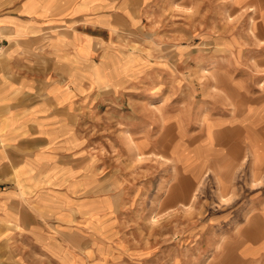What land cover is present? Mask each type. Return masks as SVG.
Segmentation results:
<instances>
[{
	"label": "rangeland",
	"instance_id": "rangeland-1",
	"mask_svg": "<svg viewBox=\"0 0 264 264\" xmlns=\"http://www.w3.org/2000/svg\"><path fill=\"white\" fill-rule=\"evenodd\" d=\"M250 3L52 0L55 49L16 69L42 113L13 144L0 137L12 155L0 195L31 173L30 194L0 210V264H264V162L252 180L240 124L209 146L200 122L264 101V0ZM196 157L229 187L193 170Z\"/></svg>",
	"mask_w": 264,
	"mask_h": 264
},
{
	"label": "crops",
	"instance_id": "crops-1",
	"mask_svg": "<svg viewBox=\"0 0 264 264\" xmlns=\"http://www.w3.org/2000/svg\"><path fill=\"white\" fill-rule=\"evenodd\" d=\"M51 2L52 0H0V38L5 43L4 52L0 57V137L7 145L13 144L15 139L17 141L21 139L18 134L13 133L18 131L16 128L19 126L23 128L22 133L30 130V115L36 114L33 116L38 117L39 113H42L38 102L33 103L37 108H29V105L25 104V97L29 94L28 84L33 80L26 75V72H16V69L32 64L29 62L32 57L45 62L43 54L48 53L50 49H55V41L49 43L50 34L56 23ZM15 116H20L19 121L21 122H17L14 126V122L9 117ZM258 139L264 143V136H258ZM249 141L250 145L252 142ZM11 158L12 155L9 151L7 152V148L0 146V167L8 165ZM19 158H22V160L19 159L20 164L23 166L26 163L27 166L32 162L33 156L25 153ZM28 170V167L26 169L23 166L14 174V180L19 179L23 190L14 184L8 191L2 192L0 210L10 209L9 200L12 199L14 193L15 197L18 194L22 196V191L25 196L30 194L28 186L24 187L26 180L31 178V173L27 175ZM258 172L259 169L255 175L251 173L252 180L257 179ZM18 214L21 216V211L18 210ZM1 219L4 218L1 216Z\"/></svg>",
	"mask_w": 264,
	"mask_h": 264
},
{
	"label": "bare ground",
	"instance_id": "bare-ground-1",
	"mask_svg": "<svg viewBox=\"0 0 264 264\" xmlns=\"http://www.w3.org/2000/svg\"><path fill=\"white\" fill-rule=\"evenodd\" d=\"M243 1V4H244V7L251 11L254 9V6H252V4L250 3V1L252 0H241ZM242 4V5H243ZM256 10V9H255ZM264 12V9L260 10L259 12V15H262V13ZM252 20V19H251ZM250 20V21H251ZM256 24V22H254ZM252 25V24H251ZM253 26V25H252ZM251 26V27H252ZM256 26V25H255ZM251 29H249L250 31ZM256 29H254L253 31H255ZM253 34V33H252ZM255 36V35H254ZM249 38V37H248ZM256 38V37H255ZM257 40V39H256ZM258 41V40H257ZM216 43V42H215ZM239 45V44H238ZM2 55V54H1ZM0 55V57H1ZM263 58V57H262ZM220 72V71H219ZM226 75V74H225ZM215 82V81H214ZM263 82V81H262ZM232 84V83H231ZM264 86V84H263ZM262 88V87H261ZM260 88V89H261ZM263 90H264V87H263ZM227 91V90H226ZM221 92V91H220ZM228 92H227V96H228ZM230 99V98H229ZM231 101V100H230ZM229 102V101H228ZM234 102V101H233ZM234 109V108H233ZM233 113V112H232ZM244 116L243 118H236V117H231L229 120H224V119H221V121H218V120H215V119H207L205 120L204 119H201V127L203 129L202 132H205V136H204V143L205 145H211V142L215 137H217V135H214L216 134L215 131H218V129L221 128V126H224V124H227L226 126H231V125H234V124H240V128L239 129H242L243 131H245V138H246V147L248 148L249 147V154H250V157H251V163H252V175H255L257 173V169H259V166H261L262 162H264V143L261 142V140L259 139V141L257 142L258 138H257V134L261 135V136H264V133H263V129H264V101L262 100V103L260 105H257V106H253L252 108L250 107H246V109L244 110L243 112ZM251 114V115H249ZM240 119V120H239ZM239 120V121H238ZM237 122V123H236ZM165 123V122H164ZM163 123V124H164ZM245 123V125H244ZM225 126V127H226ZM244 126V127H243ZM233 128V126H232ZM259 130V132H261V134L257 131ZM261 130V131H260ZM201 133V132H200ZM126 134V133H125ZM242 138V137H241ZM125 140H126V143H127V146H128V149L130 151H132L135 156L139 157L141 155V150H140V146L143 144H139L138 142H135V140L129 136L128 134H126V137H125ZM248 140H250L249 142L251 143L249 145L248 143ZM137 141V140H136ZM203 141V140H202ZM205 145H203V149L207 150L208 147H206ZM176 145L172 148L173 150L175 149ZM207 149H206V148ZM142 149V148H141ZM170 152V150H169ZM247 152V151H246ZM245 152V153H246ZM174 153H175V161L178 163L179 162V159L181 157V154L182 153H178V150L175 149L174 150ZM247 154V153H246ZM154 155V154H153ZM224 155V154H223ZM247 157V156H246ZM166 158V157H165ZM184 156L181 157V159H183ZM196 159V164H191V165H194L193 167L190 166L192 169H196L197 166L199 165L201 170L204 171L203 172V176H206L207 173H215V176H216V181H217V190L218 192H222L223 189H225L226 187H229L227 186V184H229V180H227L226 176H227V173H221L220 170L222 169L221 165L217 164V165H214L213 169L208 166V164H206V160L204 159H197V157L195 158ZM214 159V158H212ZM218 159V158H217ZM209 160V159H208ZM244 161V160H243ZM181 164V163H180ZM256 165V167H255ZM183 166L187 169L189 168V166L185 163L183 164ZM198 166V167H199ZM263 166V165H262ZM255 167V168H254ZM193 169V170H194ZM224 170V169H223ZM226 170V169H225ZM215 171V172H214ZM228 171V170H226ZM174 172V171H173ZM177 177V176H176ZM192 177V176H191ZM194 178V177H192ZM195 179V178H194ZM233 180V179H232ZM174 181V180H173ZM172 182V181H171ZM233 183V182H232ZM196 189V188H195ZM223 194V193H222ZM225 194V193H224ZM195 195V194H194ZM193 195V196H194ZM226 195V194H225ZM220 198L223 200H228L226 199V197H222L220 196ZM180 203V202H179ZM182 203V202H181ZM177 205V204H176ZM182 205V204H181ZM184 206V205H183ZM252 212V211H251ZM152 219V218H151Z\"/></svg>",
	"mask_w": 264,
	"mask_h": 264
},
{
	"label": "built area",
	"instance_id": "built-area-1",
	"mask_svg": "<svg viewBox=\"0 0 264 264\" xmlns=\"http://www.w3.org/2000/svg\"><path fill=\"white\" fill-rule=\"evenodd\" d=\"M4 52V41L0 38V55Z\"/></svg>",
	"mask_w": 264,
	"mask_h": 264
}]
</instances>
